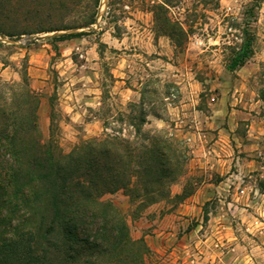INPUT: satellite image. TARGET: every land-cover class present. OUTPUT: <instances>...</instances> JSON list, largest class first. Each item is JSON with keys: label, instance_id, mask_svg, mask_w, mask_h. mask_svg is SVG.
<instances>
[{"label": "rangeland", "instance_id": "obj_1", "mask_svg": "<svg viewBox=\"0 0 264 264\" xmlns=\"http://www.w3.org/2000/svg\"><path fill=\"white\" fill-rule=\"evenodd\" d=\"M0 9L6 26L72 27L0 37V83L25 80L40 95L44 135L53 109L67 149L139 130L177 141L184 167L169 186L170 200L137 212L121 192L104 197L124 212L132 238L145 240L153 261L264 264V0H0ZM91 17L94 23L82 27ZM105 29L117 37L141 34L120 50L100 41ZM78 32L85 34L55 40ZM246 40L248 58L231 69ZM88 44L99 55L100 83L90 106L81 90ZM133 48L140 56L129 58L126 86L144 85L132 100L112 70ZM153 115L172 126L156 128L147 120Z\"/></svg>", "mask_w": 264, "mask_h": 264}, {"label": "trees", "instance_id": "obj_2", "mask_svg": "<svg viewBox=\"0 0 264 264\" xmlns=\"http://www.w3.org/2000/svg\"><path fill=\"white\" fill-rule=\"evenodd\" d=\"M93 1L97 6L99 0ZM2 16L0 9L2 38L72 29L6 26ZM93 23L91 17L82 27ZM84 34L64 33L55 40ZM249 53L246 40L230 68L244 65ZM40 104L25 80L0 83V264H158L145 240L132 238L124 212L104 197L121 192L137 212L170 200L169 186L184 167L177 141L139 130L132 138L81 139L67 149L53 109L48 134L40 130Z\"/></svg>", "mask_w": 264, "mask_h": 264}, {"label": "crops", "instance_id": "obj_3", "mask_svg": "<svg viewBox=\"0 0 264 264\" xmlns=\"http://www.w3.org/2000/svg\"><path fill=\"white\" fill-rule=\"evenodd\" d=\"M132 24V23H131ZM130 25L128 23V28H130ZM132 29V28H130ZM101 30V29H100ZM141 33H137L135 36L134 35H130L129 32L122 34V36L117 37L114 35H111L110 30L105 29L102 34H101V39L100 41L103 42V44L109 43V44H114V42L119 46L120 50H124L123 48H121V46L124 44L126 45V43H128V41L133 42L134 39H139ZM112 39V41L110 40ZM88 43V42H86ZM90 45V46H89ZM117 46V47H118ZM132 50V54L122 51L121 54L125 57V60L122 65H120L119 69L118 67H115L112 70L113 73V78H115V83H121L124 85V87L122 88V92L123 91H127L129 90L128 86H126V78L128 79L129 77L127 76V72H128V68L130 69V61L129 58L130 56H140V53L137 51H133ZM138 53V54H137ZM120 54V55H121ZM82 57H84L85 61H83L81 68L84 71V77H86L85 81H82V87L81 90H85V96L83 97L84 102L86 103V106H90L91 102L93 101L94 97L92 96L91 92H93V89L96 86H99V74H98V60H99V55L97 53H95L94 47L91 46V44H88V47H86V50H84ZM133 63V60H132ZM124 66V68H123ZM122 68V69H121ZM133 68V65H132ZM125 79V80H124ZM144 85V81H136L135 85H133L132 83V100L134 99V96L138 94L136 89H139V87H142ZM177 108H171V110H175ZM147 120H151V124L154 125L156 128L158 129H162V128H166V127H171L172 124L170 123V121L168 120H164L162 118H160L159 116L153 115V116H147ZM170 120H175L174 118H171ZM149 123V122H148ZM178 126V124L175 122L174 124V128Z\"/></svg>", "mask_w": 264, "mask_h": 264}]
</instances>
